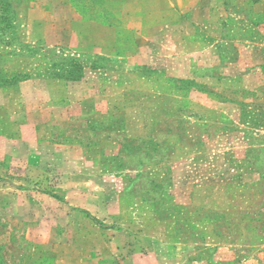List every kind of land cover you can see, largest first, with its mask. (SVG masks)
I'll return each instance as SVG.
<instances>
[{
	"label": "rangeland",
	"instance_id": "374dc122",
	"mask_svg": "<svg viewBox=\"0 0 264 264\" xmlns=\"http://www.w3.org/2000/svg\"><path fill=\"white\" fill-rule=\"evenodd\" d=\"M75 1L134 49L126 0ZM221 1L132 65L27 43L46 0H0V264H264V0Z\"/></svg>",
	"mask_w": 264,
	"mask_h": 264
},
{
	"label": "crops",
	"instance_id": "0c3cea01",
	"mask_svg": "<svg viewBox=\"0 0 264 264\" xmlns=\"http://www.w3.org/2000/svg\"><path fill=\"white\" fill-rule=\"evenodd\" d=\"M150 0H126L121 5V15L125 19L123 33L134 34V49L123 50L121 45L125 40L118 38L116 25L102 22L86 21L76 16L75 8L68 0H46L44 3L30 2V5L20 14L22 39L27 43L42 41L49 47H67L77 52L92 56L115 58L121 54L122 59L132 65H143L156 57L166 56L161 49H179V40L175 36L179 28L187 27L188 22H197L207 19L215 5L222 6L221 0H196L187 8L188 20L179 26V21H170L168 24H159L160 20L151 22L152 7H148ZM170 5V11L179 12V2ZM214 5V6H213ZM56 9L59 15L54 14ZM157 10V9H156ZM60 11V12H59ZM70 13L67 19L62 14ZM75 16H72V15ZM69 16V17H70ZM42 33L37 32L38 25ZM120 28V27H119ZM186 29V28H185ZM164 30V33L163 31Z\"/></svg>",
	"mask_w": 264,
	"mask_h": 264
},
{
	"label": "trees",
	"instance_id": "16d2710c",
	"mask_svg": "<svg viewBox=\"0 0 264 264\" xmlns=\"http://www.w3.org/2000/svg\"><path fill=\"white\" fill-rule=\"evenodd\" d=\"M70 3H72V6L75 8L77 13H81V10H80L81 4H79V3L77 4L75 0H70ZM90 3H92V2H90ZM89 8H91V6ZM72 69L78 71L79 72V76H72V77L68 76V77H66V79L67 80L68 79L69 80H73V81L78 80L80 78V72H82V67L77 65L76 67H73ZM57 77L60 78V79L63 78V76L61 74H57ZM53 197L58 199V197H56V196H53ZM92 220H93V222L95 224L101 226V223H99L96 219H92Z\"/></svg>",
	"mask_w": 264,
	"mask_h": 264
}]
</instances>
